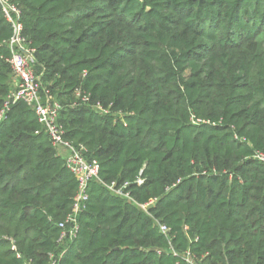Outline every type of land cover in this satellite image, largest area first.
I'll use <instances>...</instances> for the list:
<instances>
[{
    "label": "trees",
    "instance_id": "1",
    "mask_svg": "<svg viewBox=\"0 0 264 264\" xmlns=\"http://www.w3.org/2000/svg\"><path fill=\"white\" fill-rule=\"evenodd\" d=\"M12 1L66 138L102 182L60 240L77 180L32 106L13 104L0 123V264H185L186 251L264 264V0ZM12 34L0 4V110ZM77 88L89 103L74 105Z\"/></svg>",
    "mask_w": 264,
    "mask_h": 264
},
{
    "label": "built area",
    "instance_id": "2",
    "mask_svg": "<svg viewBox=\"0 0 264 264\" xmlns=\"http://www.w3.org/2000/svg\"><path fill=\"white\" fill-rule=\"evenodd\" d=\"M0 4L5 17L11 23L13 29V34L8 41L12 55L7 61L16 78L15 87L5 99L4 106L0 110V123L5 120L7 112L13 104L25 102L32 106L39 122L45 126L52 144L59 152L62 150L66 165L77 180L78 190L74 196L70 213L59 223V228L62 230L60 240H63L65 237L74 238L79 228L78 218L81 212L86 209L87 201L90 197V183L94 179L102 182L100 177V163L96 159L90 160L86 157L88 149L84 144H75L66 138L64 123L60 121L62 104L49 89L43 86L41 74H38L35 70V48L30 47L23 34L24 26L22 23L21 9L12 0H0ZM75 96L77 101L74 105L90 102V94L84 92L81 88L75 90ZM95 106L101 113L109 112L101 104H96ZM198 121L200 120L194 119V122ZM253 157L255 160L264 164V151L257 150ZM142 182L143 180L139 178L138 183L141 184ZM105 185L117 194L131 198L128 193L123 192L122 188L116 189L115 183ZM153 203L154 200L147 204H141L140 207L147 210ZM158 223L161 231L164 234H168L170 228L160 221ZM12 243V247L15 248L16 246L13 240ZM174 253L176 254L175 251ZM184 258L185 264H197L190 251L185 252ZM52 264H59L58 260H53Z\"/></svg>",
    "mask_w": 264,
    "mask_h": 264
},
{
    "label": "crops",
    "instance_id": "3",
    "mask_svg": "<svg viewBox=\"0 0 264 264\" xmlns=\"http://www.w3.org/2000/svg\"><path fill=\"white\" fill-rule=\"evenodd\" d=\"M14 82H16V78L14 79ZM15 84V83H14ZM60 152L62 153V150H60Z\"/></svg>",
    "mask_w": 264,
    "mask_h": 264
},
{
    "label": "rangeland",
    "instance_id": "4",
    "mask_svg": "<svg viewBox=\"0 0 264 264\" xmlns=\"http://www.w3.org/2000/svg\"><path fill=\"white\" fill-rule=\"evenodd\" d=\"M64 109H66V106L64 105Z\"/></svg>",
    "mask_w": 264,
    "mask_h": 264
}]
</instances>
